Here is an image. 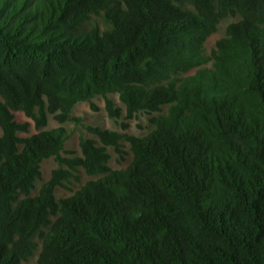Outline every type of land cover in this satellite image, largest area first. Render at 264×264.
<instances>
[{
    "label": "trees",
    "instance_id": "trees-1",
    "mask_svg": "<svg viewBox=\"0 0 264 264\" xmlns=\"http://www.w3.org/2000/svg\"><path fill=\"white\" fill-rule=\"evenodd\" d=\"M90 15L107 27L82 30ZM113 93L128 117L167 105L126 137L123 169L107 166L116 131L89 128L101 145L81 138L72 159L61 126L17 134L16 111L38 129L98 95L116 114ZM0 129V264H21L34 235L36 264H264V0H0ZM77 166L101 176L56 198Z\"/></svg>",
    "mask_w": 264,
    "mask_h": 264
},
{
    "label": "rangeland",
    "instance_id": "rangeland-1",
    "mask_svg": "<svg viewBox=\"0 0 264 264\" xmlns=\"http://www.w3.org/2000/svg\"><path fill=\"white\" fill-rule=\"evenodd\" d=\"M182 7L191 9L187 4H184ZM238 19L239 16L234 15L226 16L219 20L215 32L209 35L204 42V54L206 56H209L211 50L215 48L216 41L225 36L227 25ZM92 26H96L101 30L106 28L107 24L102 15H90L87 19L82 21L80 28L82 30H88ZM203 67L211 68V61L195 67L186 73L179 74L178 77L182 78L190 75L196 69ZM107 97L112 100L113 107L117 110L116 114H110L106 110L104 97L98 95L89 101L77 102L70 112V118L62 123L57 122L52 115H48L46 125L38 129L34 127V121L31 118L26 117L20 111H16L14 112L15 120L17 122L28 123V131L17 132V134L24 137L40 130H49L61 126L65 130L66 137L59 154L62 158L72 159L81 156L79 147V141L81 138L93 139L97 146L101 145L97 136L93 134L89 128L116 131L122 134L123 137L118 141V150H115L113 146H106V152L108 154L107 166L110 169H123L132 160V152L126 137L128 135L141 137L149 133L154 128L152 119L157 116V114H164L167 110V105L162 106L159 113L138 111L135 112L132 117H128L124 105L119 101L117 94H108ZM57 167L58 162L53 156L44 158L40 162V179L34 183V188L31 190L30 196H34L38 193V189L42 183L50 178L52 171ZM63 167L67 168L66 165H63ZM69 171L71 172V176L68 180H61V185L56 186L54 189V195L56 198L70 196L88 180H93L101 176V174L89 175L80 166L75 167L74 170L69 169ZM31 240L33 243L31 253L21 262V264H36L41 245V236L34 235Z\"/></svg>",
    "mask_w": 264,
    "mask_h": 264
}]
</instances>
